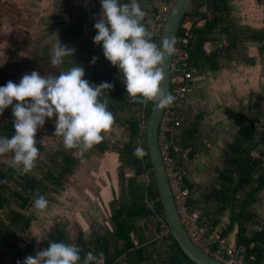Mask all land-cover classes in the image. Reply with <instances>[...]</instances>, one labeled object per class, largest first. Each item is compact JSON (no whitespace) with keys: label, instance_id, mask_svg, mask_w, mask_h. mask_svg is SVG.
<instances>
[{"label":"rangeland","instance_id":"1","mask_svg":"<svg viewBox=\"0 0 264 264\" xmlns=\"http://www.w3.org/2000/svg\"><path fill=\"white\" fill-rule=\"evenodd\" d=\"M71 1L73 8L65 11V1L63 0H0V67H6L14 82L18 83L25 73H31L33 70L44 75H55L60 71L67 70L60 65L48 66L51 65L50 48L57 39H60L61 43L68 47L75 49L73 57L69 56L67 58L71 59V66L77 63L83 67L85 76L93 71H96L99 75H116L118 73V68L113 66L105 57L100 61L99 58L103 56L101 55L103 54L102 48L93 42L90 33V31L97 32L94 24L100 19V12L96 11V4L93 3V0ZM16 3L20 4V7H17ZM230 5L231 13L225 16V20L232 24V28H236L233 29V32L239 34L238 47H247L248 50L246 48L245 52L232 51V59L224 54L220 62V71L207 74L205 77L202 75L203 78H200V74L195 75L193 86L195 88V83L201 82L200 98H203L207 105L199 104L194 108V113L190 112V115L186 118L187 120H185L186 126L181 127L184 138L186 137L185 131L187 128H200L201 125L204 130L202 134H210L209 136L214 139L221 131L230 134L229 138L225 139L221 145V148L216 146L213 149L205 150L207 141H204L206 144L200 141V145L204 147L205 155L209 159H211V154L213 157L216 154L215 151H219L223 163L225 150L231 145H235L240 128L238 119L252 120L255 123L256 141H260L261 146L258 147L256 152H253L252 159H259L261 153H264V49L260 48L264 41L259 43L242 39L246 31L249 33L247 28L264 33V0H230ZM158 6L161 7L162 3H159ZM203 7L204 5H201L199 10H204ZM76 36H78L79 43H71L70 40ZM81 42L85 52H87L85 55L80 54L78 44L81 46ZM229 43L230 40L225 37L219 47L227 46ZM208 50H211L210 46H208ZM13 51H20L19 59L26 65L23 67L7 66L8 58ZM91 56L98 57L95 70L93 69L94 64L90 63ZM203 82L208 83V86L204 89ZM225 98L232 100L227 101ZM218 100H221V102ZM224 103H230L232 106L229 115L230 124L223 125L222 129L220 124L214 125L211 129H204V123L218 115ZM118 113L113 114L114 118H125L124 120L130 118L128 110L119 109ZM134 116L141 118L142 114L134 113ZM54 119L55 117L47 118L45 124L37 130V144L41 145L44 151L39 153L35 161L36 166L37 163H41L50 166V169L54 167L53 161L45 153V151H57L62 146L60 136L55 134ZM102 136L103 139L97 144L102 147L105 144V151L99 152L93 146L84 153L85 158L74 155L79 162L76 167H73V174L66 176L56 174L59 177L58 181L61 186H54L50 180H46L45 170L42 168L33 167L29 171L33 177L42 181V186L46 189V195L44 196L49 204L45 210H36L33 206L29 207V205V208L25 210L20 209L12 194L20 190V187L16 182H10L11 191L6 192L4 195L8 202L0 210V222L9 227L8 215L14 211L32 217V223L30 229L24 233H18L19 238L12 240L17 249L16 254L5 255L2 264L12 263L15 259H17L15 262L17 264V261H22L26 256H34L38 250L47 248L50 236L55 230L68 236L73 244L76 243L79 235L83 233V247L88 249H92L97 237H107L113 240V228L110 218L114 210L119 208L122 192L125 191V188L127 189L128 181L134 176L132 169L125 167L122 171V161L118 152L129 140L128 124H119L114 121L111 128L102 133ZM199 137L200 135L198 139ZM210 141L208 139L209 144ZM197 143L195 142L194 147L198 150ZM189 151L186 150L184 153L188 165L193 162V159L188 158ZM11 157L12 153L9 152L7 157L0 158V164L10 162ZM59 158L61 161L62 158ZM201 167L207 174L206 178L211 177L212 181H216L219 174L214 169L216 167L213 164L202 165ZM222 167H225L224 164ZM122 172L125 175L124 183L121 181ZM145 179L140 177L138 182L144 183ZM146 180L148 181V179ZM99 181H103L104 184H98ZM103 186L108 191L105 203L100 201L101 198L99 197L100 188ZM261 197L259 204L251 208L252 214L257 218L255 220L260 219L261 221L260 223L258 221L256 225L248 223L249 236H252L256 231L264 230V194ZM96 199L99 200V204ZM218 206L219 203L212 201L206 205V209L214 213ZM157 222V219L153 221L138 220L137 226L141 231L140 235L145 244H154V246L148 248L151 264H170L171 253L165 242V235L157 230ZM229 223L230 210L220 218L222 233L228 229ZM234 232H231L228 236L230 239L233 238V241L236 240L237 236L234 237V234H236ZM133 237L136 240L134 235ZM136 243L138 244V241ZM19 253H22L21 257L16 258L15 256ZM117 264L128 263L125 258H120Z\"/></svg>","mask_w":264,"mask_h":264},{"label":"trees","instance_id":"2","mask_svg":"<svg viewBox=\"0 0 264 264\" xmlns=\"http://www.w3.org/2000/svg\"><path fill=\"white\" fill-rule=\"evenodd\" d=\"M95 2L96 11H98L101 8L100 0ZM122 2H128V0H122ZM204 2L205 0H194L187 14V16L205 17L207 19L203 28H195L193 30L194 38L190 42L189 48V66L194 67L196 71L202 72L209 69L217 72L221 70L220 62L224 54H227L229 59H232V51L245 52L247 47H238V42H240L238 40L239 34L234 33L233 29L236 28H232V24L225 20V16L231 13L230 0H209L210 11L207 14L199 10L201 5L205 4ZM138 3L142 10L146 7L145 0H138ZM16 5L20 7V4L16 3ZM154 12H156V18L158 9L155 8ZM145 22L142 20L145 27L151 31ZM247 30H249V33L246 31V34H243L242 39L244 41L263 43L264 33L250 28H247ZM90 33L92 38L96 34V32L92 31ZM182 35L183 33H180L178 37L180 38ZM225 37L230 40V43L227 46L219 47ZM151 39L158 46L159 37L153 33ZM208 46L211 47V50H208ZM260 48L263 50L264 44ZM19 55L20 51H13L8 58L7 66L23 67L26 65V63L20 61ZM66 65H69L68 59H65L60 66ZM48 66L51 67L52 65ZM11 76L6 67H0V85L6 84L9 80L14 82ZM85 79L95 84H99L102 81L112 83V89L103 90L104 96L107 97L108 109L114 115L116 113L119 114V109L130 112V118L126 120H124L125 118H114V121L119 124H128L129 140L118 152L122 161V171L125 167L132 169L134 176L128 181L127 189L124 187L125 191L122 192L120 206L114 210L110 218L113 228V240L107 237H97L92 249H88L83 247V233H81L74 245L80 249L81 259L89 251L93 252L94 255H98V261L92 262V264H117L120 258H125L128 264H151L148 248L154 246V244H145L140 235L141 231L137 226V222L144 219L151 221L157 219L158 232H163L167 227L146 144L145 126L154 102L144 103L139 99L133 100L129 97L119 76V69L116 75H99L96 71H93L88 76H85ZM134 113L142 114L141 118H136ZM238 121L240 128L237 143L232 147L231 153L227 155L228 165L220 176L223 183L219 189H214L208 198L210 201L219 203V206L214 213L209 211L205 215L215 227L220 224L221 216L230 210V223L228 229L222 233V238L228 237L235 230L237 244L244 249L246 262L248 264H264V230L249 236L248 226V223L256 225L258 221L259 223L261 221L260 219L258 221L255 220L257 218L252 214L251 208L260 202L261 196L264 194V153H261L259 159H252L253 152H256L258 147L261 146V142L256 141L255 123L252 120L244 121L238 119ZM13 133L12 106H9L0 114V136L11 137ZM198 133V127L188 128L185 131L186 137H181L180 145L183 151L190 150L188 154L190 159H193L196 153L194 145L198 139ZM60 138L62 140L61 136ZM61 145L56 157H61L62 160L60 161V167L56 168V174L59 176L71 175L73 174V167H76L79 162L78 158L73 154L76 149H66L62 141ZM103 145L102 147L95 144L94 147L99 152H104L105 144ZM137 146L142 147L146 152L142 158H137L133 155V150ZM37 147L39 148V153L44 151L41 145L37 144ZM45 153L48 157L50 156L48 151H45ZM171 153L175 161H177L176 164L181 166V164H178L177 154L173 150ZM7 154H0V158L7 157ZM82 158H85V154ZM55 159L56 161L58 160V158ZM38 164V168H44L40 163ZM10 165L11 161L0 164V210L8 202L4 195L6 192L11 191L10 182L12 181L20 185V190L12 194L16 203L19 204V208L25 210L33 206V200L36 196L46 195V189L42 186L41 180L30 176L28 173H21ZM58 165L56 162V166ZM46 174H48L45 178L46 180H50L54 186H61L58 176L50 171H47ZM140 177L146 178L148 181L145 179L144 183H139ZM121 181L122 183L125 181L123 172L121 173ZM8 217L9 227L0 222V264H2L5 255L16 254L17 249L12 240L19 238L18 233H24L30 229L32 223V217L22 212L13 211ZM163 222L165 227H162ZM164 239L171 253H169L171 255L170 264H193L182 252L170 233L168 236H164ZM136 241H138V244ZM50 242L73 244L68 236L58 230H55L50 236ZM101 253L102 256H99ZM21 255L22 253H19L15 257H21ZM16 260L9 264H16Z\"/></svg>","mask_w":264,"mask_h":264},{"label":"clouds","instance_id":"3","mask_svg":"<svg viewBox=\"0 0 264 264\" xmlns=\"http://www.w3.org/2000/svg\"><path fill=\"white\" fill-rule=\"evenodd\" d=\"M100 4L93 42L102 47L104 57L119 69L127 95L144 103L153 101L161 109L171 104L175 97L164 88L162 65L175 51V38L159 47L152 41L153 33L142 23L145 12L138 0H100ZM74 52V48L57 39L50 48L51 64L61 65L65 58L73 57ZM97 59L93 56L90 63L95 64ZM112 88V83L107 81L90 83L85 79V69L77 63L55 75L33 70L25 73L18 83L9 80L0 85V114L12 106L14 129L11 137L0 136V154L11 152L10 166L21 173L29 172L39 153L37 130L47 118L55 117V134L62 137L66 149H76L73 154L82 158L103 139L102 133L114 122L103 93ZM145 154L140 146L133 150L137 158ZM48 204L44 195L33 200L36 210H45ZM97 261L98 255L91 251L81 259L80 249L74 244L49 242L47 248L38 250L34 256H26L17 264H92Z\"/></svg>","mask_w":264,"mask_h":264},{"label":"built area","instance_id":"4","mask_svg":"<svg viewBox=\"0 0 264 264\" xmlns=\"http://www.w3.org/2000/svg\"><path fill=\"white\" fill-rule=\"evenodd\" d=\"M175 0H164L155 21L150 27L155 36L160 37L163 24L169 14ZM207 22L205 17L186 16L181 24L180 33L183 35L177 41L174 59L172 63V80L170 93L175 97L174 101L167 105L160 124V148L169 178L170 188L183 226L192 243L222 262L223 264H248L245 260L244 249L240 246L232 248L227 245V239L219 236V241L211 245L207 239L211 231L210 223L202 222V212L192 201V192L187 183L183 165L178 166L172 156V150L177 154L178 160L185 153L180 143L181 120L180 107L192 91L196 69L189 66L190 42L194 38V29L203 28ZM179 33V34H180ZM178 161V162H179ZM180 165V162L178 163ZM162 227H165L164 222ZM169 235L166 227L163 231Z\"/></svg>","mask_w":264,"mask_h":264},{"label":"crops","instance_id":"5","mask_svg":"<svg viewBox=\"0 0 264 264\" xmlns=\"http://www.w3.org/2000/svg\"><path fill=\"white\" fill-rule=\"evenodd\" d=\"M63 1H65V6H64L65 11L71 10L73 8L71 0H63ZM95 1L96 0H93V3H96ZM159 3L161 4L162 0H146V2H145V6L146 7L143 8V11L145 12V16H144L143 20L146 21L145 24H148L149 28L152 27V25H153V23L155 21L156 12H154V10H155V8L159 9V7H160V6H158ZM100 11H101V8L98 10V12H100ZM70 41H72V43H74V44L79 43L78 36L74 37ZM91 44H93V43H91ZM78 46L80 48V54H83V55L87 54V52H85V50H84L82 42H81V46H80V44H78ZM247 50H248V48H247ZM101 55H103V54H101ZM91 57H93V56H91ZM103 57H104V55L99 58L100 61H101V59L102 60L104 59ZM67 59H68V64L69 65L63 66L65 69H68L72 65L71 64L72 63L71 59L70 58H67ZM105 62H107V61H105ZM100 63L102 64V62H100ZM96 67H97V65L95 63L93 65V69L95 70ZM214 72L215 71L206 69V70H204L202 72L201 71H196L195 75H199L200 74L201 75L200 78H203V77H205V75H207V74L209 75V74H212ZM202 75H203V77H202ZM199 81H201V80L199 79ZM196 83H197V86H196ZM196 83H195V88L193 86L192 91L190 92V95H189L188 99L180 107L179 116H180L181 122H183L184 125H186L185 124V120H187L186 118L190 115V112L194 113V108H196L199 104L207 105L204 102L203 98H200L201 97V93L199 92V89H202V86H201L202 84H200L201 82H196ZM203 85H204L203 86V89H204L205 87L208 86V83L203 82ZM231 100L232 99L227 100V101H231ZM218 101L221 102V100H218ZM231 110H232L231 104L230 103H227V104L224 103L221 112L218 115H216L214 118H212L210 121L204 123V126H205V127L203 126L204 129H211L216 124H220V127L222 129L223 125L230 124L229 115L231 113ZM206 125H208V126H206ZM201 127H202V125L200 126V128ZM200 128H199L200 137L198 139V143L196 141V143L199 146V149L198 150L196 149V153H195L194 158L192 160L193 161L192 164L188 165V163H186L185 154H183L180 157V161L179 162H180L181 165H183V168L185 170L187 183H188V185H189V187L191 189V192H192V201H193V203H195V205L198 208L201 209L202 222L205 223V224H208L207 222H209V220H208V218L206 217L205 214L207 212H209L210 210L206 209V205L208 203L212 202V201L208 200V198L212 194L213 190L214 189H219L221 187V184L223 183V181L221 180L220 176H221L222 172L226 169V167L228 165L227 164V162H228L227 155L231 153V149H232L233 146L231 145L227 150H225L224 163H223V160L221 162V157L219 155V151H215L216 152V154H215L216 157L214 155L212 157V154H211L210 155L211 159H209V157H207V155H205V152H206L205 150L213 149V147H216V146H219L221 148V145L224 143L225 139L229 138L230 134L223 133L221 131V133L217 136V138L214 139V138H211L209 136L210 134L209 135L202 134L204 130L202 128L201 129ZM214 131L217 132L216 130H214ZM182 134H183V132H182ZM201 135H202V138H201ZM238 135H239V133H238ZM181 137H183V136L180 135V138ZM208 139L211 140L210 144L208 143ZM200 141L201 142L207 141V144L204 142V144H206V147H205L206 149L205 150H203L204 147H201ZM235 143H237V137H236V142ZM188 158H189V155H188ZM109 163H110V161H109ZM212 164L216 167L214 169L219 174L218 178L216 179V181H212L211 177L210 178L209 177L206 178L207 174H205L203 169H201L202 165H212ZM223 164L225 166L224 168L222 167ZM101 171H102V169H101ZM102 183H103V181H99L98 184L102 185ZM100 189H101L100 196H99L101 198L100 201L105 203V200H107L108 191L106 190V188L104 186L101 187ZM96 201L99 204V200L96 199ZM210 226H211V231L208 233L207 239L209 240V243L211 245H213V244H215L216 242L219 241V236L222 234V231H221L220 224H218L215 227L212 224H210ZM256 232H258V231H256ZM228 236H230V235H228ZM225 238L227 239V245L228 246H234V242H232V241L230 242V240H229L230 238L229 237H225Z\"/></svg>","mask_w":264,"mask_h":264},{"label":"water","instance_id":"6","mask_svg":"<svg viewBox=\"0 0 264 264\" xmlns=\"http://www.w3.org/2000/svg\"><path fill=\"white\" fill-rule=\"evenodd\" d=\"M193 2L194 0H175L163 24L158 40V47L162 46L166 40L174 37V48L176 49L182 21L189 13ZM174 53L170 57H167L162 65L163 71L165 72L164 88L168 92L171 91L172 63L174 59ZM166 108L167 106L162 109L157 108L154 102L145 126V132L149 158L153 168L154 179L158 189L167 227L182 252L193 264H223L192 243L185 230V227L183 226L182 219L175 205L160 148V124ZM235 235L236 234H234V237ZM229 240L230 242H234V246L229 247L235 248L238 246L237 236L235 241H233V238Z\"/></svg>","mask_w":264,"mask_h":264},{"label":"flooded vegetation","instance_id":"7","mask_svg":"<svg viewBox=\"0 0 264 264\" xmlns=\"http://www.w3.org/2000/svg\"><path fill=\"white\" fill-rule=\"evenodd\" d=\"M208 1L209 0H205V4H203L204 5V7H203V9L204 10H201L203 13H208L210 10H209V6H208ZM194 3V2H193ZM52 65V64H51ZM60 149H61V147H59V150H57V151H53V152H49V158H50V160L51 161H53V165H54V167H53V169H50V166H46V165H44V164H41L44 168V170H45V172H44V176H47L48 174H46V172L47 171H50L51 173H53L54 175H56V168L57 167H60V158L59 157H56V154L60 151ZM46 156H47V154H46ZM48 157V156H47ZM55 158H58V160L56 161V159ZM56 162L59 164L58 166H56ZM38 164V163H37ZM39 165V164H38ZM34 167H36V168H38V166H36V164L34 165ZM50 169V170H49ZM30 176H32L29 172H27ZM33 177V176H32ZM36 178V177H35ZM46 178V177H45ZM13 182V181H12ZM19 187H20V185H19Z\"/></svg>","mask_w":264,"mask_h":264}]
</instances>
